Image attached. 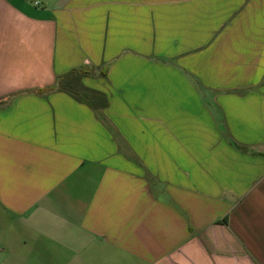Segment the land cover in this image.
<instances>
[{
	"label": "crops",
	"instance_id": "obj_1",
	"mask_svg": "<svg viewBox=\"0 0 264 264\" xmlns=\"http://www.w3.org/2000/svg\"><path fill=\"white\" fill-rule=\"evenodd\" d=\"M0 264H264V0H0Z\"/></svg>",
	"mask_w": 264,
	"mask_h": 264
},
{
	"label": "trees",
	"instance_id": "obj_2",
	"mask_svg": "<svg viewBox=\"0 0 264 264\" xmlns=\"http://www.w3.org/2000/svg\"><path fill=\"white\" fill-rule=\"evenodd\" d=\"M87 73L85 68H76L56 77L55 84L47 89H58L66 92L76 101L88 105L92 109L100 110L107 106L106 96L97 90L86 87L81 77ZM105 75L106 70L101 71Z\"/></svg>",
	"mask_w": 264,
	"mask_h": 264
},
{
	"label": "rangeland",
	"instance_id": "obj_3",
	"mask_svg": "<svg viewBox=\"0 0 264 264\" xmlns=\"http://www.w3.org/2000/svg\"><path fill=\"white\" fill-rule=\"evenodd\" d=\"M32 1V0H31ZM34 2V1H33ZM201 59L202 60H205V56L203 55V54H201ZM236 146L238 147V148H240V149H244L245 147L244 146H242V145H239V144H236ZM205 155V154H204Z\"/></svg>",
	"mask_w": 264,
	"mask_h": 264
},
{
	"label": "built area",
	"instance_id": "obj_4",
	"mask_svg": "<svg viewBox=\"0 0 264 264\" xmlns=\"http://www.w3.org/2000/svg\"><path fill=\"white\" fill-rule=\"evenodd\" d=\"M34 4H38V2L37 1H34Z\"/></svg>",
	"mask_w": 264,
	"mask_h": 264
}]
</instances>
